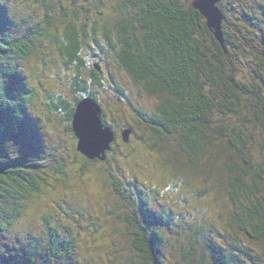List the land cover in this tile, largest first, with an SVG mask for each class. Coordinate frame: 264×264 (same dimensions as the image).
<instances>
[{"label": "trees", "instance_id": "trees-1", "mask_svg": "<svg viewBox=\"0 0 264 264\" xmlns=\"http://www.w3.org/2000/svg\"><path fill=\"white\" fill-rule=\"evenodd\" d=\"M39 1L43 19L28 14L21 21L30 24L23 29L0 0V264L20 257V264H84L78 257L79 231L68 221L47 215L43 233L27 232L22 242L13 238L19 221L42 209L32 197L48 191V179L61 169L60 163H47L44 145L32 154L19 143L9 148L10 136H24L40 122L27 111L36 95L30 81L14 66L30 60L39 51L37 42L50 37L57 43L61 73L70 75L59 79L74 94L73 101L62 93L52 104L56 113H66L68 131L75 137L72 119L82 98L91 96L102 105L110 127L104 92L125 98L156 139L155 151L172 137L185 157L180 163L169 157L164 166L183 202L211 194L219 208L212 220L196 207L195 217L187 220L182 213L181 220L167 205L154 208L142 189L137 206L134 193L111 174L120 202L133 207L123 217L116 213L128 236L117 232L135 251L122 252L120 264H264V0L219 2L224 45L195 0H111L109 13L102 0H91L94 17L90 0H82L79 8H63L59 18L55 0ZM227 11L235 12V23ZM249 24L257 26L256 36ZM141 97H152L154 109L134 105L132 98ZM170 248L176 252L168 253Z\"/></svg>", "mask_w": 264, "mask_h": 264}, {"label": "rangeland", "instance_id": "rangeland-1", "mask_svg": "<svg viewBox=\"0 0 264 264\" xmlns=\"http://www.w3.org/2000/svg\"><path fill=\"white\" fill-rule=\"evenodd\" d=\"M102 1L106 3L104 4V12L109 13L111 0ZM81 4H84L82 0L75 4L72 0H55V17L59 18L58 14L63 8H79ZM224 5L227 7V3ZM88 6L91 9L90 15L97 16L96 5L91 0ZM5 9L21 23H23L21 21L23 17L28 20V14L34 16L37 13L35 17L29 18L31 20H41L44 15L42 10L44 7L39 0H6ZM234 13V11H227L229 18H233ZM235 18H233V23L236 22ZM25 23L22 25L23 29L30 24V22ZM249 25L251 33L256 36L257 26ZM58 32H61V29ZM39 42V51L37 49L29 58L30 60H20L14 67L22 73L25 79L30 81L36 95L33 100L34 104H31L27 111L33 117V122H37L38 119L40 122L35 129L24 131V136L20 134L17 137L14 134V136H10L9 148H14L19 143L23 146L22 149L24 148L32 154L38 151V147L44 145V149L47 151V163H54L53 165L60 163L61 169L60 173L51 174L48 179L49 183L44 186L45 190L48 191L39 197H32L31 201L42 202V209H37L39 211L37 214L24 217L19 221L18 227H16V229L18 228V235L15 234L12 237H19L20 239L14 241L22 242L27 232L37 235L43 233L46 229L45 217L50 215L49 217L54 220L68 221L74 226L76 232L79 231L78 257L84 264H120L122 252L135 251L131 243L118 234L117 231H122L128 236V230L116 213L123 217V213L133 211V207L124 206L120 202V197L113 190L111 181L114 174L124 182V187L129 188V193H134L137 206H142L138 197L139 189H142L154 208L161 209L157 206L163 204L171 207L169 212L173 217L179 215L178 218L182 220L180 215L183 213V215H187L185 218L189 220L195 217L193 212H195L196 207L209 220L215 219L219 208L214 205L215 202L213 204L211 194L201 200L190 198L189 204L183 202L185 196L177 192V189L175 190L170 181L171 170L168 172L164 166L169 157L178 163L185 161V157L178 154L179 148L172 137L170 140L160 142L155 146L160 149L155 151L152 146L157 144L156 139L152 138L146 131L141 124L138 113L134 111V107H131L125 98L119 100L111 92H104L102 103L106 110L107 122L116 131V143L107 152L105 160L85 162L87 158L77 150V138L67 129L70 123L66 120V113L62 110L56 113L52 109V104L62 93H66L67 100H74V94H68L59 79L61 76L68 80L70 75L60 71V56L56 51L57 43L53 38H42L37 43ZM125 82L128 83L129 89L134 92L128 79H125ZM131 95L133 96V94ZM132 99L135 100L134 105L138 107L141 106L148 111L154 109L152 97ZM26 126L24 125L23 128ZM127 128H132L129 142H125L122 137L123 130ZM19 148L18 145L15 149ZM101 169L106 171L104 176L99 174ZM134 181L136 186L131 185V182ZM114 212L115 215H112ZM160 213L163 214V211L158 210V214ZM171 251L172 253L176 252L174 249H168V253ZM173 258L170 256V260ZM22 262V257L17 263L15 259L12 260L14 264ZM171 264L178 263L172 260Z\"/></svg>", "mask_w": 264, "mask_h": 264}, {"label": "water", "instance_id": "water-1", "mask_svg": "<svg viewBox=\"0 0 264 264\" xmlns=\"http://www.w3.org/2000/svg\"><path fill=\"white\" fill-rule=\"evenodd\" d=\"M221 0H195L193 5L207 19V25L214 32L215 37L224 45L222 24L224 13L219 7ZM87 115L92 123L99 127L104 133L103 139L99 143L85 145L81 137V121ZM72 130L77 138V150L90 160H105L107 152L112 149V144L116 141L117 135L112 127L105 124L103 120V107L93 97L87 96L79 100L72 119ZM132 129L123 130L122 137L125 142H129Z\"/></svg>", "mask_w": 264, "mask_h": 264}, {"label": "snow or ice", "instance_id": "snow-or-ice-1", "mask_svg": "<svg viewBox=\"0 0 264 264\" xmlns=\"http://www.w3.org/2000/svg\"><path fill=\"white\" fill-rule=\"evenodd\" d=\"M104 133L95 126L91 119L85 115L81 121V137L85 145L99 143L103 139Z\"/></svg>", "mask_w": 264, "mask_h": 264}, {"label": "flooded vegetation", "instance_id": "flooded-vegetation-1", "mask_svg": "<svg viewBox=\"0 0 264 264\" xmlns=\"http://www.w3.org/2000/svg\"><path fill=\"white\" fill-rule=\"evenodd\" d=\"M117 139V138H116Z\"/></svg>", "mask_w": 264, "mask_h": 264}]
</instances>
